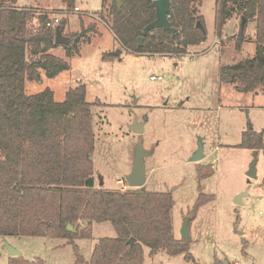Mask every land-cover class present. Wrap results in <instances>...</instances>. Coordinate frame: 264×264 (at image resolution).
Wrapping results in <instances>:
<instances>
[{"label": "rangeland", "instance_id": "1", "mask_svg": "<svg viewBox=\"0 0 264 264\" xmlns=\"http://www.w3.org/2000/svg\"><path fill=\"white\" fill-rule=\"evenodd\" d=\"M216 2L204 0L200 6L205 41L190 45L185 54L148 55L121 46L100 13L103 0H77L79 10H67L60 0H19V7L34 10V21L38 13L58 14L66 20L65 35L85 33L79 54L67 58L61 45L53 50L69 61V69L53 78L41 70L42 79L26 81V90L35 94L50 87L55 99L63 101L70 88L85 84L87 100L93 103L95 186L134 188L126 175L141 142L151 152L144 156L146 189L172 193L174 234L183 237L189 218L190 251L199 264H264V148L255 156L254 149L239 146L249 127L262 132L264 141V94L240 92L220 79L221 65L254 54L255 22H247L246 40L238 46L243 16L234 13L218 35ZM118 48L121 54L103 58ZM135 120L142 123V133L132 129ZM200 149L204 157L193 161ZM255 159L252 177L248 172ZM199 168L213 172L200 179ZM200 194L213 198L194 213ZM116 236L111 222L94 223L90 236L75 242L89 261L99 238ZM8 245L25 259L44 264L77 261L76 248L67 238L0 235V264L13 257ZM144 264L187 262L184 254H151L145 247Z\"/></svg>", "mask_w": 264, "mask_h": 264}, {"label": "trees", "instance_id": "2", "mask_svg": "<svg viewBox=\"0 0 264 264\" xmlns=\"http://www.w3.org/2000/svg\"><path fill=\"white\" fill-rule=\"evenodd\" d=\"M18 1L0 0V235L67 238L76 248V264H144L145 247L151 254L160 250L184 254L187 264H199L190 251L191 239L174 234L175 201L170 191L95 186L93 103L87 100L85 84L70 88L63 101L55 99L50 87L28 94L26 81H40L41 70L56 77L70 63L50 52L59 45L56 29L46 25L48 14L38 13L34 21V10L19 7ZM60 1L67 10L76 7L77 0ZM153 1L103 0L102 18L124 49L133 54L180 55L207 39L200 11L204 0H171L169 20L174 31L145 32L157 19ZM234 13L255 22L256 49L252 56L221 65L220 79L240 92L264 90V0H217L218 35ZM247 22L238 46L246 40ZM65 24L62 19L59 27L64 29ZM84 36L77 33L64 46L67 58L80 53ZM115 57L113 52L103 55L106 60ZM239 146L259 152L264 148L262 132L249 127ZM212 172L199 168V178ZM211 198L200 194L193 212ZM101 222H111L117 236L99 238L86 261L75 240L89 237L93 224ZM69 223L75 232L67 228ZM131 238L136 241L130 243ZM8 264L44 262L21 255L11 257Z\"/></svg>", "mask_w": 264, "mask_h": 264}, {"label": "water", "instance_id": "3", "mask_svg": "<svg viewBox=\"0 0 264 264\" xmlns=\"http://www.w3.org/2000/svg\"><path fill=\"white\" fill-rule=\"evenodd\" d=\"M119 7L122 5L121 1H118ZM153 5L156 7V13H157V19L153 21L152 23L148 24L145 27V32H149L150 30L154 28H163L165 30H172L174 29L171 26V22L169 20V12L171 8V0H154ZM247 22V19L243 16L242 17V28L245 26V23ZM198 26H201V23L198 22ZM64 29L61 27H57L55 30V43L57 45L61 46H67L71 43V37L64 34ZM143 36L139 37V44L141 45L143 43ZM122 53V49L118 48L117 50L113 51L114 55H119ZM132 129L135 132L142 133L144 128L142 123H139L137 120H135L134 124L132 125ZM150 151H146L143 149L142 143L139 142L135 149V159H134V165L130 173L126 175V181L129 184L130 187L135 188H141L146 189L145 183H146V171L144 167V156L147 154H150ZM258 154V151L255 150V156ZM204 157L203 150H199L194 156L192 157L193 161L201 160ZM93 158V156L91 157ZM256 159L251 163L250 170L248 174L252 177L256 176ZM190 219L187 218L184 224L183 228V237L185 239H190V233L188 232ZM67 228L70 231L75 232L76 229L72 226V224H68ZM136 241L135 238H131L129 240L130 243ZM9 249V255L10 256H21L22 253L19 249L13 247L12 245H8Z\"/></svg>", "mask_w": 264, "mask_h": 264}, {"label": "built area", "instance_id": "4", "mask_svg": "<svg viewBox=\"0 0 264 264\" xmlns=\"http://www.w3.org/2000/svg\"><path fill=\"white\" fill-rule=\"evenodd\" d=\"M75 8H76V10H79V7H75ZM61 20H62V17H60V15H58V14H55L54 16L49 17L46 25L48 27L56 29L59 26ZM151 78L160 80V79H162V76H157L156 77V76L152 75Z\"/></svg>", "mask_w": 264, "mask_h": 264}, {"label": "crops", "instance_id": "5", "mask_svg": "<svg viewBox=\"0 0 264 264\" xmlns=\"http://www.w3.org/2000/svg\"><path fill=\"white\" fill-rule=\"evenodd\" d=\"M114 34V33H113ZM115 36V35H114ZM116 38V37H115ZM53 50H55V48H52L51 50H50V52L51 53H53V54H55L54 53V51ZM254 53H255V51H254ZM55 55H57V54H55ZM254 55V54H253ZM251 56V55H250ZM135 58H138V55H135ZM224 65H226V64H224ZM228 83V82H227ZM231 84V83H230ZM231 85H233V84H231ZM234 86V85H233ZM235 88V87H234ZM249 93H252L253 95H255V94H264V90H257V91H254V92H249ZM198 161H200V160H198ZM118 182H122V180L121 179H119L118 180Z\"/></svg>", "mask_w": 264, "mask_h": 264}]
</instances>
